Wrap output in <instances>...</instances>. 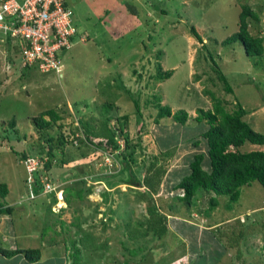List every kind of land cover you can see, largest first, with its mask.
<instances>
[{
    "label": "rangeland",
    "instance_id": "rangeland-1",
    "mask_svg": "<svg viewBox=\"0 0 264 264\" xmlns=\"http://www.w3.org/2000/svg\"><path fill=\"white\" fill-rule=\"evenodd\" d=\"M64 1L73 11L77 31L71 46L57 52L62 76L35 66L23 71L16 40L1 39L0 34V182L9 188L0 203L13 207L7 218L14 219L9 229L18 231L20 248L39 247L42 254L38 262L22 258L20 264H122L126 259L135 264H264V188L258 181L243 185L236 202L200 190L188 205L182 191L173 187L189 173L197 152L204 155L203 168L210 169L207 142L200 136L209 124L195 115L212 108L211 93L226 111L240 104L247 110L244 119L264 133V52L248 56L239 40L222 43L238 30L242 5L259 15V20L248 18L249 30L264 39V0ZM192 26L202 44L191 34ZM159 65L161 73L172 71L169 78H155ZM157 100L173 112L187 111L189 118L184 124L172 117L155 122ZM46 108L64 116L47 129L48 136L55 139L61 131L71 135L80 126L95 145L99 138L105 142L115 122L119 126L118 116L128 114L134 161L120 157L129 166L118 172L120 164L109 165L102 157L98 162L101 155L94 144L68 142L63 154L57 150L66 163L48 170L55 184L68 186L66 201L55 206L50 195L26 199L27 172L18 155L25 151L45 161L48 141L40 137L32 116ZM11 118L17 121L16 130L8 123ZM254 149L264 151V144L246 142L240 147ZM150 163L163 171L156 193L136 186ZM108 181L118 183L114 191L107 192ZM88 185L93 192L80 199L74 189ZM145 191L169 214L160 236L163 222L156 214L149 217ZM211 195L218 202L213 209ZM107 206L111 218L103 213ZM106 218L118 226L116 231L105 224ZM78 247L81 258L74 253ZM124 247L135 248V256Z\"/></svg>",
    "mask_w": 264,
    "mask_h": 264
},
{
    "label": "trees",
    "instance_id": "trees-1",
    "mask_svg": "<svg viewBox=\"0 0 264 264\" xmlns=\"http://www.w3.org/2000/svg\"><path fill=\"white\" fill-rule=\"evenodd\" d=\"M248 18L259 20V15L252 10L249 5H242L241 12L239 15L238 21V30L231 34L229 37L225 38L222 43L232 42L239 40L245 50V53L248 56L252 55H261L264 52V39L260 35H253L249 30V22ZM191 34L196 37V39L203 43V40L197 30L192 26ZM18 47V46H17ZM19 48V47H18ZM31 66L24 64L22 67L23 71L26 72ZM159 65L157 67V73L155 75L156 79H164L169 78L172 74L171 70H164L163 73L160 71L162 68ZM136 72V71H135ZM134 72V73H135ZM220 81L224 84V89L227 92H230L232 88L227 82L226 77L223 73L219 74ZM212 96V108L208 110L200 109L197 111L195 115V119L200 121L202 119L207 120L209 127L203 131L200 136L204 138L207 142V154L210 159V169L206 170L202 166V162L204 159V155L201 152H197L194 154L193 159L190 162V171L187 175L183 176L173 187L174 189H180L182 191V199L188 204L191 205L194 203L195 198L200 190H202L205 194H225L228 195L231 202H236L240 197L241 187L243 185L250 184L253 181H258L261 186L264 188V151L263 150H250V151H241L240 147L246 143L250 142L252 144H264V133L254 129L245 119L244 116L247 113V110L244 109L240 104H237L236 108L231 112L226 111L224 106L222 105V100L218 98L216 95L211 93ZM155 107L157 108V113L155 115L154 121L158 122L159 119L163 117H172L175 122L184 124L189 118V114L185 110H178L173 112L172 109L166 105L160 104V100L155 101ZM134 105L136 107V112L140 114V107L137 103V100L134 99ZM69 106V105H68ZM64 116L60 113L59 110H54L52 108H46L39 112L38 115L32 116V121L36 130L41 132L40 137L44 138V140L48 141V146L45 152L46 159L45 161L40 160L36 156L27 155L25 151H22L21 154L18 155V158L22 160L25 164V161L28 158H36L37 159V168L32 171V180L28 179V172L26 176V185H27V197L26 199L32 200L37 198L39 195H50L54 201L55 206H57L58 199L54 192L50 193H42L44 188V181L42 179L44 177L47 180L54 182L49 171L51 170V166L54 164L62 165L66 163L63 157H58L57 150L64 153L63 145L68 143L73 144L74 146L79 145H93L94 141L91 139L87 131L84 127L80 128V126H75L71 130V135L65 134L64 132H59L58 136L54 139L53 136L47 135V129H49L52 125H55L58 121H61ZM119 120V126H117L115 122L114 130L109 133L105 138V142L102 138H99L94 147V151L97 154L98 150L100 151L101 156L98 157V162L104 155V153H114L116 150L118 152L115 154V159L118 160L120 164V168L118 172H121L122 168L125 166H129L126 162L120 161V157H122L125 161H134L133 155V147L135 144L130 143L129 135H128V114H121L117 117ZM9 125L14 130H16L17 121L14 118L9 120ZM80 128V129H79ZM59 129H61V125H59ZM81 131L82 136L78 135L77 131ZM45 136V137H44ZM70 136V137H69ZM123 138L125 146L122 151H120V145L118 140ZM85 143V144H84ZM90 144V145H89ZM198 144V140L194 141V145ZM127 149L131 151L127 152ZM98 155V154H97ZM21 156V158H20ZM88 156V152L85 153L84 157ZM102 161V159H101ZM100 161V162H101ZM99 162V163H100ZM102 165V164H101ZM155 164L150 163L145 169V174H143V179L141 182L137 181V187L145 186L148 188V192H157V186L161 183L162 172H158L155 170ZM42 169V170H41ZM50 169V170H49ZM49 170V171H48ZM117 172V173H118ZM116 174V173H112ZM109 175V174H108ZM108 175H105L108 176ZM111 175V174H110ZM86 177H83V180L86 182ZM78 181V180H77ZM76 181V182H77ZM80 181V180H79ZM122 184L126 183L129 186L133 185L131 182H123L119 180ZM71 185H73V181H71ZM119 182V183H120ZM79 183V182H78ZM87 183V182H86ZM118 183L116 181H108V186L106 187L107 192L114 191L116 189V185ZM75 185V184H74ZM68 186L63 187V201L65 199L66 191L70 193ZM9 188L6 183L0 182V197H5L8 193ZM93 192L92 186H83L80 188H75L74 193L78 194L79 198L89 197ZM34 193L35 195H33ZM146 191L143 192V198L147 202L148 215L149 217L152 214H156L158 219L163 222L161 232H157L158 236L162 235L163 232L167 229L168 217L169 214L165 212H161L155 204L152 202V195L148 197L145 195ZM33 195V196H32ZM102 195L106 196V192H103ZM209 205L211 209H213L217 205V200L214 195L209 196ZM69 203V202H68ZM1 204V203H0ZM5 204V203H4ZM0 205V213L11 214L13 211L12 206H3ZM55 206H52L51 209ZM66 207V206H65ZM61 209V208H59ZM107 211H103L104 214L109 215L110 218L113 216V211L110 206L106 207ZM62 211V209H61ZM112 219L106 218L105 224L109 226L111 224L112 230L116 231L117 227L115 224L112 225ZM77 227L78 224L76 225ZM156 233V234H157ZM123 234H125L123 232ZM126 235V234H125ZM130 237V234H128ZM145 236V235H144ZM131 240L135 241V237H130ZM135 239V240H134ZM88 241H91L88 240ZM236 241V240H234ZM231 242V243H234ZM123 244V243H122ZM75 245V244H74ZM125 248V247H124ZM150 247H148L149 249ZM126 249V248H125ZM135 248H127L126 250L131 253L129 256H135L133 252ZM81 250L75 249V256H80L81 258ZM20 253L24 256V258L30 262H36L41 257V249L39 247L34 248H15V249H6L0 247V253L9 256L15 253ZM142 256V255H140ZM139 256V257H140ZM82 264V263H78ZM122 264H135L132 260L126 259L122 262Z\"/></svg>",
    "mask_w": 264,
    "mask_h": 264
},
{
    "label": "built area",
    "instance_id": "built-area-1",
    "mask_svg": "<svg viewBox=\"0 0 264 264\" xmlns=\"http://www.w3.org/2000/svg\"><path fill=\"white\" fill-rule=\"evenodd\" d=\"M76 31L73 11L64 0H0L1 39H15L24 64L36 65L42 73L53 71L60 74L57 52L71 46ZM118 142L119 145L123 142L120 145L121 151L124 148L123 138ZM117 152L104 153L102 158L109 165L117 164L119 167L115 159ZM37 162L36 158L25 161L29 180H32L31 174L37 168ZM42 181V193L54 192L58 202H63V189L60 185L46 177Z\"/></svg>",
    "mask_w": 264,
    "mask_h": 264
},
{
    "label": "crops",
    "instance_id": "crops-1",
    "mask_svg": "<svg viewBox=\"0 0 264 264\" xmlns=\"http://www.w3.org/2000/svg\"><path fill=\"white\" fill-rule=\"evenodd\" d=\"M60 76H62V73H60ZM117 98H119V97H117ZM101 181L102 180H97L96 182H101ZM123 184L126 185V183H123ZM7 205H9V204L8 203L3 204V206H7ZM7 217H8V214L0 213V247L6 248V249L20 248V243H19V236L20 235L17 234L18 231H17V233H15L14 230L9 229V225L14 222V219H9ZM22 258H24V256L22 254H20L19 252L12 254V255H9V256H6V255L0 253V264H20V262H22V260H20V259H22ZM41 258L42 257H40V259ZM38 261H36V262H38ZM63 264H65V263H63Z\"/></svg>",
    "mask_w": 264,
    "mask_h": 264
},
{
    "label": "clouds",
    "instance_id": "clouds-1",
    "mask_svg": "<svg viewBox=\"0 0 264 264\" xmlns=\"http://www.w3.org/2000/svg\"><path fill=\"white\" fill-rule=\"evenodd\" d=\"M61 73V72H60ZM57 75V74H56ZM60 75V74H59Z\"/></svg>",
    "mask_w": 264,
    "mask_h": 264
}]
</instances>
